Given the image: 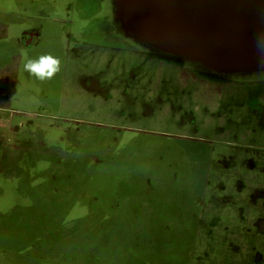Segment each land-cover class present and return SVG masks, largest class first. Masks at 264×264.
Here are the masks:
<instances>
[{
  "label": "rangeland",
  "instance_id": "1",
  "mask_svg": "<svg viewBox=\"0 0 264 264\" xmlns=\"http://www.w3.org/2000/svg\"><path fill=\"white\" fill-rule=\"evenodd\" d=\"M40 1L50 19L69 0ZM76 2L75 51L49 45L61 70L37 79L56 101L0 94V110L36 105L20 134L0 127V264H264V71L154 53L114 0L86 26L96 2ZM165 194L177 211L123 204Z\"/></svg>",
  "mask_w": 264,
  "mask_h": 264
},
{
  "label": "water",
  "instance_id": "2",
  "mask_svg": "<svg viewBox=\"0 0 264 264\" xmlns=\"http://www.w3.org/2000/svg\"><path fill=\"white\" fill-rule=\"evenodd\" d=\"M122 32L217 74L264 71V0H114Z\"/></svg>",
  "mask_w": 264,
  "mask_h": 264
},
{
  "label": "crops",
  "instance_id": "3",
  "mask_svg": "<svg viewBox=\"0 0 264 264\" xmlns=\"http://www.w3.org/2000/svg\"><path fill=\"white\" fill-rule=\"evenodd\" d=\"M23 1L24 0H8L7 5H0V94L6 95L9 93H26L28 98L33 99L34 97L31 98V95L33 94L42 95L43 93H48L49 95H53V100L56 101V96L61 93L62 87L60 86V88L55 91L57 94L55 92L52 93L43 91L42 87L45 86L44 82L37 81L34 76L30 75L28 72H25L23 70V65L27 59H36L39 56L48 54V52L44 50L46 45H44L43 42L45 43L47 40L48 32L50 30H53V38L55 40L54 42L57 44L60 43V45H63L65 40L70 38V28L66 26V2L61 0L63 2V7L60 11V15H56L50 20L46 17L48 13V11L45 12L47 10L46 7H43L42 5L36 7L37 1L39 4V2H41L40 0ZM18 2L22 5L24 4V6H18ZM36 13H43L40 20L33 19L30 16ZM36 17L39 18V16ZM110 24L112 25V23ZM110 24L106 22L108 30H116L112 29ZM102 29L104 30V28ZM119 30L124 37L128 38L120 28ZM31 33H33V38L31 39L30 47L32 45L33 46L30 51L24 52L22 51L23 48L20 39L23 35L29 36ZM113 35L117 36L116 33H113ZM71 37L77 38L76 35L72 34V32ZM56 55L57 54L54 53L53 56ZM35 109V105L30 106L26 104L22 107L16 106L9 111L6 109L0 110L2 113L0 114V120H2V122H0L2 135L6 132L9 133L10 127H12V130L15 132V134L21 132L24 125L18 120V118L21 117L24 120L27 119L29 117L28 113H32V111ZM52 157L54 156L46 155V157L44 156L43 159L49 161V159ZM44 169L46 174H48L50 171L49 167ZM155 185L158 189L162 188L164 191L167 190V187L161 185L160 183H156ZM170 189L174 190L175 188L170 187ZM56 192L61 196L64 195V193H59V190ZM175 195L177 196V194ZM137 200L138 198L123 204L132 203V206H136L137 209L141 206L144 213H147L153 208L163 212L170 211V209L172 211H177L176 207H171L170 201L166 202L168 200L166 194L160 200L155 199L157 202L155 200H147L143 202ZM223 205L225 206L224 202ZM193 217L192 220H195ZM44 234L47 238L48 233Z\"/></svg>",
  "mask_w": 264,
  "mask_h": 264
},
{
  "label": "clouds",
  "instance_id": "4",
  "mask_svg": "<svg viewBox=\"0 0 264 264\" xmlns=\"http://www.w3.org/2000/svg\"><path fill=\"white\" fill-rule=\"evenodd\" d=\"M23 70L38 80L52 79L61 70V62L58 57L46 54L36 59H27Z\"/></svg>",
  "mask_w": 264,
  "mask_h": 264
},
{
  "label": "flooded vegetation",
  "instance_id": "5",
  "mask_svg": "<svg viewBox=\"0 0 264 264\" xmlns=\"http://www.w3.org/2000/svg\"><path fill=\"white\" fill-rule=\"evenodd\" d=\"M72 1H74V0H69L68 2H66V10H67V21H66V26L67 27H71V26H74V24L76 23V19H75V16H74V14H73V17H71L70 15L72 14V8H71V2ZM91 1V0H90ZM102 1L103 0H100V5H101V11H103V6H102ZM55 2H57V0H55ZM78 2H79V0H77V4H78ZM102 14V13H101ZM54 18V17H53ZM52 18H50V20H51ZM73 34V33H72ZM74 35V34H73ZM33 38V33H31V35H29V36H27V35H23L22 37H21V39H20V42H21V45H22V51H24V52H27V51H30V49L32 48V46L30 47V45H31V39ZM70 39H72L73 41H71L69 44H70V47H71V51H75V46L74 45H77V43L76 42H74V39H73V37H71V30H70ZM54 38H53V30H50L49 32H48V38H47V40L45 41V47H44V50L45 51H47L48 52V54H51L52 55V48H51V46H49V45H51V44H53L54 43ZM71 43L72 44H74V45H72L71 46ZM151 50V49H150ZM152 52H154V53H161V52H158V51H155V50H151ZM172 55H174V54H172ZM176 57H178V58H183V57H181V56H179V55H175ZM46 97L47 96H45V99H46ZM36 106V105H35ZM177 187V185H172V187L171 188H176ZM261 260V259H260ZM258 261H259V259H256V257H254V260H253V264H259L258 263Z\"/></svg>",
  "mask_w": 264,
  "mask_h": 264
},
{
  "label": "trees",
  "instance_id": "6",
  "mask_svg": "<svg viewBox=\"0 0 264 264\" xmlns=\"http://www.w3.org/2000/svg\"><path fill=\"white\" fill-rule=\"evenodd\" d=\"M97 1H98V3H97ZM96 2V4H94ZM94 4V5H93ZM85 5H91V3H90V0H79V2H78V4H77V2H76V5H75V9L77 8V7H80V8H86V6ZM92 5H93V9H92V11L89 13V14H86V13H83V12H81V16H80V20H81V23L83 24V25H85V23H84V18H86V19H88V20H91V18L92 17H95V11H96V9L98 8L99 10H100V12L102 13V11H101V5H100V0H93V2H92ZM101 17V16H100ZM75 19H76V21L78 22L79 20H77V18H76V14H75ZM261 72V71H260Z\"/></svg>",
  "mask_w": 264,
  "mask_h": 264
}]
</instances>
